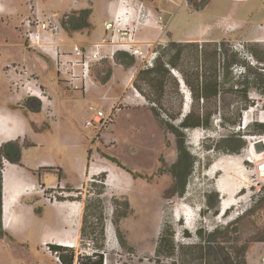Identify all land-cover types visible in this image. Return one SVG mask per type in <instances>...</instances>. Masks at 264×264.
Instances as JSON below:
<instances>
[{
  "label": "rangeland",
  "instance_id": "374dc122",
  "mask_svg": "<svg viewBox=\"0 0 264 264\" xmlns=\"http://www.w3.org/2000/svg\"><path fill=\"white\" fill-rule=\"evenodd\" d=\"M83 12L89 22L87 27L79 30L63 27L66 15L79 17ZM224 16L230 18L220 20ZM124 21L128 22V35L122 39L119 27ZM107 22H113L116 28L107 31ZM261 24H264V0H0V107L19 112L28 123L25 135L17 138L21 144L27 142L21 147L20 166L51 164L63 169L68 179L74 177L78 160H83L86 169V177L77 181L79 195L71 200L81 203L77 231L71 227V232L78 235V246L61 252L65 258L72 253L73 264H78L80 256L94 257L102 227L104 264H153L161 234L172 233V240L178 246L198 244L199 230L203 236L215 229L224 231L227 224L242 216L230 226V235L239 237L240 244H247L248 264L264 262V175L256 172V161L244 160L245 148L250 143L247 135H264L255 125L260 122L258 114L264 112V68H260L264 63L254 54L256 51L264 58ZM33 32L48 38L31 43L28 35ZM103 40L114 44L130 42L141 54L116 51L134 59L130 66L119 63L116 53L113 59L92 60L84 78L76 60L86 59L94 44ZM176 41L215 42L220 53L218 75L223 73L222 66L229 64L235 81L250 82L247 96L253 102L236 110L234 105L240 93H230L227 80L220 91L224 100L220 102L218 94L208 103L217 111L211 128L178 127L186 93L180 90L171 69L183 79L180 69L193 71L197 55L200 64L208 66L213 46L204 45L202 53L187 46L177 68L167 65L169 74L164 78L162 90L155 89L143 70L172 57L175 48L172 42ZM42 43L48 49L38 47ZM236 43L243 46L236 49ZM75 45L82 50L80 55L72 51ZM66 68L71 71L64 75L62 71ZM28 86L35 91L32 95L27 92ZM132 87L145 101L134 97ZM186 89L189 90L187 86ZM157 96L161 97L159 102L150 99ZM191 105L190 102L189 109ZM251 106L256 110L246 128L241 123L233 128L221 126L219 108L228 117L240 113L242 122L247 112L244 111ZM93 108L102 110L109 118L97 126L84 127V122L93 117ZM175 132L184 139L194 160L182 188L170 172L177 159ZM232 133L238 134L220 141ZM195 135L200 136L196 141ZM259 140L264 143V139ZM240 141L243 147L237 153L212 151L215 143L221 148L235 147ZM231 156H241L242 161L234 163L229 159ZM221 158H228L235 168L234 187H240L241 193L236 199L243 197L222 216L223 200L215 184L223 178L224 171H210L212 163ZM1 161L2 172L11 168L5 158ZM102 166L108 171L101 172ZM244 174L248 177L245 186ZM112 179L117 188L109 185ZM41 180L47 185L54 184L58 175L45 170ZM32 183L28 182L27 187L33 189ZM70 184L66 185L67 191L74 189ZM37 193L36 198L30 194L24 196L26 203L35 204L36 199L40 202L34 205L35 212L23 217V228L13 235L3 227L1 191L0 219L4 234L0 236V264H61L57 258L60 253L47 251L42 244L52 241L46 232L50 231L47 224L53 223V216L49 208H44L50 206L46 196ZM25 201L15 206L18 220ZM180 205L188 215H184L186 219L176 220L172 210ZM214 209L217 214L213 213ZM187 216L192 218L191 223ZM109 223L114 231L111 242L106 236ZM182 254L174 259L161 257L160 264H181Z\"/></svg>",
  "mask_w": 264,
  "mask_h": 264
},
{
  "label": "trees",
  "instance_id": "16d2710c",
  "mask_svg": "<svg viewBox=\"0 0 264 264\" xmlns=\"http://www.w3.org/2000/svg\"><path fill=\"white\" fill-rule=\"evenodd\" d=\"M73 22L72 28L77 29L81 27H87L89 25L87 15L83 12L78 18L73 17L71 19ZM76 21V25L74 24ZM174 47V54L166 62H161L153 65L151 68L143 70L149 79L148 83L155 89L162 90L164 86V78L169 74L167 65L177 68L179 66V61L182 57L187 46H192L196 51L202 53L204 45H212L213 47L209 51L208 56V66H203L200 64V57L197 55V65L193 71L190 73L184 69H180L183 74V81L189 89L190 92V102L191 108L183 114L180 118L178 127L181 129H196V128H211L212 119L215 118L216 109H212V106L208 103H211L213 99H216L218 94H220L221 88L229 80L228 90L230 93L237 94L239 101L234 105L236 110H240L247 105L251 104L253 101L247 96V88L250 82L248 81H239L234 80V77L231 76L229 71L230 65L224 64L222 66L223 73L218 75V64H219V51L215 42H199V41H176L172 42ZM213 43V44H210ZM256 58L259 62L264 63V58L257 54L254 51ZM116 57L119 60V63L124 65H133L134 59L128 54L118 52ZM236 64H241L240 61H233ZM261 69L264 67H260ZM140 73V72H139ZM231 76V77H230ZM258 78H255V81ZM254 84L258 85V82ZM247 86V87H246ZM153 101L159 102L161 97L157 96L150 98ZM224 99H221V94L219 95V101L221 102ZM201 101V104H200ZM190 107V106H189ZM173 118V117H171ZM218 118L220 124L223 127H235L240 126V113L234 117H228L225 113L219 108ZM255 125L262 131H264V123L256 122ZM176 146L178 149V156L175 163L172 164L170 168L171 174L177 180L176 183H181L180 188L183 187V184L190 174V168L193 164V158L189 155L186 150V145L184 144V139L180 138V134H176ZM235 134L232 133L231 136L223 137L220 141H226L228 138H232ZM27 142L21 144L19 139L3 142L0 145V217H1V191H2V158H5L7 162L15 165H21V147L25 146ZM243 147V143L240 141L235 147H220L218 143L212 145V151L216 150V153H219L221 150L229 153H237ZM221 148V149H220ZM182 191H180V194ZM210 194V193H209ZM214 214H217V209L212 210ZM242 216H239L233 223L227 224L224 228V231H218L217 229L210 232L207 236H203L202 231L199 230L198 234L200 240L198 244L190 245H175L172 240V233L166 234L163 233L160 235L155 252L156 258L153 260V264H160V258H173L182 252L181 264H190L191 261L196 260L197 264H248L247 262V251L248 246L246 243H239L240 239L237 236L230 235V226ZM104 228H100L101 239L97 245V252H95L94 257L89 255L80 256L78 259V264H104V241L102 240V235ZM187 234V233H183ZM2 235V226L0 219V236ZM189 236V235H187ZM203 238V240H202ZM123 241V239H122ZM124 243V241H123ZM54 249L59 247L54 246ZM181 250V251H180ZM180 251V252H179ZM195 256H194V255ZM190 256L189 261L187 260ZM74 255L72 253L68 258H65L62 253L59 254V260L62 264H73ZM192 259V260H191ZM173 264V263H171Z\"/></svg>",
  "mask_w": 264,
  "mask_h": 264
},
{
  "label": "bare ground",
  "instance_id": "6f19581e",
  "mask_svg": "<svg viewBox=\"0 0 264 264\" xmlns=\"http://www.w3.org/2000/svg\"><path fill=\"white\" fill-rule=\"evenodd\" d=\"M182 88L184 90H182ZM182 88H181L182 93H186L185 94L186 97L184 98V103H183V107H184L183 113H185L189 110L190 101H189V98H187L188 97L187 94H190V92H189V90L187 91L184 82H183ZM134 97L137 98L138 95L134 94ZM255 110H256V108L251 106V109H248L247 112L245 113V117H244V122L246 124V126L244 125L245 128L249 125V123L252 122V120H253L252 117H253ZM257 119L260 122H264V112L258 114ZM15 133L16 132H11V130L9 128H7V127L4 128L0 124V137L8 139V140H13L14 138H12V137L15 135ZM247 136L250 137V143H249L250 148L247 149L246 154H247V156H251L252 158H254V161H256V164H257L258 174H260V176H262V175H264V172L259 171L258 166L261 164H264V153L256 151L255 146L252 147L254 141L257 140V137L253 136V135L252 136L247 135ZM197 138H200V136H198V135L193 136V139L195 141L197 140ZM227 159L221 158L220 160H216L212 163V165L210 167V171L214 172V173L218 172V171L223 173V171H224L223 178L219 181V183L215 184V188L221 194V200H223L220 202V205H221L220 216H222L224 214V212L227 211L232 205L239 203L243 199V197L240 200L236 199V195L241 194L239 191L240 187H238L237 185H236L237 187L236 186L234 187V184H235L234 182L237 179V174L235 173V168H233V166H231V164L229 163V161ZM229 159H232L234 163H240L242 161L241 156H238V157H232L231 156V158H229ZM244 160H243V165H244ZM102 167H104V168H102ZM102 167H100V168H102V169H100L101 172L108 171V169L105 168V166H102ZM253 169H254V167H253ZM252 170H250V171H252ZM254 171H255V169H254ZM248 173L250 174V172H248ZM2 174H3V180H2V182H3L2 183V189H3L2 210H3V213L2 214H3V219H4L3 226L6 229H13L16 226V219L17 218L15 219L13 214H12V207L16 201L17 196L19 195V193L17 194V191H18L17 189L19 188V186L21 184L18 183V180L15 177V175H13L10 167L6 168L4 170V172H2ZM242 181H243V185H244V183L248 182V177L246 174H244V178L242 179ZM115 182L116 181L112 179V181L109 183V185H112L114 188H117L118 185H116ZM18 184H19V186H18ZM30 187L32 188V186H30ZM31 188L26 187L25 191L23 190V192L31 193L32 191H29V189H31ZM225 196H228V199H225ZM66 203H68V202H66ZM70 203H72V204H61L60 206L65 208L67 211L73 213L74 217L72 218V220H69V224L72 227H74V230H76L75 228H77L79 225V219H80V215H81V207L79 206L78 202H76V203L70 202ZM184 209L185 208L182 205L174 208L172 210L173 217L176 220H179V219L183 218L184 215H188L187 213L186 214L184 213V211H183ZM187 217L191 223L192 218L189 216H187ZM68 235H69V233H68ZM71 235L72 236L70 238H68V239L62 238V239H59L58 242H60V244L67 246V247H77L78 246V235H76L75 231ZM106 236H107V241H109V242H111L114 238V231H113V227H112L111 223H109V225L106 228Z\"/></svg>",
  "mask_w": 264,
  "mask_h": 264
},
{
  "label": "crops",
  "instance_id": "0c3cea01",
  "mask_svg": "<svg viewBox=\"0 0 264 264\" xmlns=\"http://www.w3.org/2000/svg\"><path fill=\"white\" fill-rule=\"evenodd\" d=\"M229 16H224L221 19H229ZM234 19V18H233ZM218 19V21H220ZM260 32H263L261 29H259ZM264 35V33H262ZM0 124L4 127V128H9L11 130V132H16L15 135L12 138H19L25 135V133L27 132V126L28 123L27 121L24 119L23 116L20 115L19 112H15L12 111L10 109H6L3 107H0ZM8 141V139L2 138L0 137V143L6 142ZM83 160L80 159L77 161V163L75 164L76 167V171L78 173L79 179H82L85 176V166L83 165L84 162H82ZM82 162V163H81ZM11 166V171L12 173H14V175H16V178L18 180V183H20L21 185L19 186V188L17 189V194L19 193V195L16 198L15 203L13 204L12 207V214L14 216V218L16 219V211H15V206L16 204H20L21 202L25 201L24 196L32 194V193H25L23 192V190L25 191V188L27 187V183L31 182L34 180V178L31 176L30 172L28 169H38L39 166H30L29 168L24 167V166H20V165H14V164H9ZM32 185V184H31ZM2 195H3V189H2ZM2 200H3V196H2ZM3 202V201H2ZM62 203H56L52 206H47L45 208H49L52 212V216H53V223L48 225V227H50V231L46 232L49 233L51 235V240L57 242L59 239H65V238H70L73 234V232L71 233L72 230V226L69 224V219H72L73 213L67 211L65 208L61 207ZM3 205V203H2ZM25 208L19 209V211H23L21 213V220L16 219V226L13 229H6L10 232L16 233L17 231H19V229L23 228L24 225V221H23V217L26 216L27 214L32 213V206L29 202L26 203V201L24 202ZM3 212V210H2ZM18 220V221H17ZM4 221V219H3ZM67 226H69L70 228H67ZM69 233V235H68ZM64 235V236H63ZM67 236V237H66Z\"/></svg>",
  "mask_w": 264,
  "mask_h": 264
},
{
  "label": "built area",
  "instance_id": "2783aa9c",
  "mask_svg": "<svg viewBox=\"0 0 264 264\" xmlns=\"http://www.w3.org/2000/svg\"><path fill=\"white\" fill-rule=\"evenodd\" d=\"M127 23L128 22L124 21L123 26L119 27L120 30L122 29L120 31V33L122 35V37H121L122 39H125L126 38V35H128L127 28H126ZM44 27H46L45 24H44ZM115 28L116 27H115V24L113 22H107V23H105V29L107 31H113ZM259 28L264 33V24H261L259 26ZM28 37H29L28 39H29V41L31 43H36V44L38 43L39 40H45V39L48 38V36H46V35L45 36L39 35L38 32L30 33L28 35ZM127 37L130 38L131 37V34H129V36H127ZM45 44L46 43L38 44L39 45L38 47H40L42 50L48 49L47 45H45ZM132 46L133 45L130 42L129 43L114 44V43H107V42H105L103 40L102 42H97L96 44H94V50L91 51L90 54H88V57L86 59L85 58H84V60L81 59V58L80 59H77L76 60V64H78L79 66H81L82 71H83L82 72V75L85 78L86 75L88 74L89 65H90V62L92 60L101 61L105 57H110L111 59H113V56L115 55V53H116L117 50H124V51L130 53L131 55L141 54V51L138 48H132ZM238 46L239 47L240 46L242 47L243 45L241 43H236L234 45V48L237 49ZM72 51L75 52L77 55H80L82 53V50L80 49V47L78 45H75L74 48L72 49ZM150 66H152L151 63H150ZM70 71L71 70L69 68H66L65 70L62 71V73L64 75H66V74H70ZM171 72L178 78V82L180 84V90H181V88L183 87V82H184L183 79H182V77L177 76L176 75V72L173 69H171ZM72 77L74 78V73L72 74ZM72 77H71V79H73ZM132 89H133L134 94H137L138 95L137 98H140L142 101H145L144 96H142V94L136 88L132 87ZM27 92H29L32 95L35 91L34 90H30V86H28ZM40 95H41V93H40ZM249 109H251V107H249ZM93 110H94L93 111L94 112L93 117L90 120H86L84 122V127H89V126H93V125L94 126L95 125L97 126V124H102V123H104V122H106L108 120L109 116L107 114H105L102 110H97L95 108H93ZM247 110H245L244 113ZM243 116H244V114H243ZM255 136L257 137V140L264 139V135H255ZM248 146L246 147V150L248 148H250V146L249 147ZM245 160L253 163L254 158H252L251 156H247ZM258 168H259V171H263L264 172V164L259 165ZM256 172L258 173L257 168H256ZM46 199L47 200H50V198L48 196L46 197ZM53 200L55 201V198H53ZM59 203H66V202H59ZM242 212L243 211H241V213ZM43 246H44V248L46 250H48L47 244L43 243ZM53 253L57 255V252H53ZM57 258H59V257H57ZM261 264H264V262L261 263Z\"/></svg>",
  "mask_w": 264,
  "mask_h": 264
},
{
  "label": "flooded vegetation",
  "instance_id": "af4514ba",
  "mask_svg": "<svg viewBox=\"0 0 264 264\" xmlns=\"http://www.w3.org/2000/svg\"><path fill=\"white\" fill-rule=\"evenodd\" d=\"M73 17L78 18L75 15H70L69 17H68V15H66L64 17L65 19L63 21V27L65 29H67L68 26H69L68 28H70L72 30H79L80 29V28H77V29H73L72 28L73 22L71 21V19ZM75 23H76V21H75ZM28 24L30 25V21L29 20H28ZM36 97L37 96H34V98H36ZM37 98L38 99H41L39 97H37ZM186 150L188 151V147H186ZM177 156H178V149H177ZM28 170H29L31 176L34 178V180L31 181V182H33L32 184L34 185L33 186V189H32L33 190V193L30 194L31 196H33V197L37 196L36 195V194H38L37 192L41 193V196L42 197L44 195L46 197L48 196L50 198V200H48V202L50 203L49 204L50 206L56 204L57 202L58 203L59 202H68V203H62V204H72L70 202H74V203L77 202L75 200L71 201L72 198H77L78 195H79L78 192H77V190H79V187L77 185V183H78L77 181H79L80 179H79L78 173L76 171V167H74V177L71 178V179L65 178V172H64L63 169H61L60 167L52 166L51 164L41 165V166H39L38 169H35V170L34 169H28ZM45 170L55 171L57 173V175H58V181L56 183H54V184H49V185L43 183L42 180H41V177H42V174L44 173ZM60 170L62 171L61 173L59 172ZM34 182L36 184H34ZM70 183H73V184H70ZM69 184L72 185V187L74 188L71 191H67L66 190V185H69ZM53 198H55V201L53 200ZM38 202H40V201L36 199L35 200V204H31L30 203L31 206H32V213L35 212L34 211V205H36ZM47 206L48 205H45L44 208L47 207ZM50 224H52V223H50ZM50 224H47V226L50 225ZM10 233H12L13 235H15V233H13V232H10ZM3 234H4V232L2 231V235ZM43 243L47 244V246H48V250L47 251L57 252V254L60 253V252H63L64 250H68V248L69 249L76 248V247H67V246H64V245L60 244V242H58V241L57 242H55V241H46V242H42V244ZM54 246L59 247V248L54 249L53 248ZM60 263H61V261H60Z\"/></svg>",
  "mask_w": 264,
  "mask_h": 264
},
{
  "label": "water",
  "instance_id": "95a60500",
  "mask_svg": "<svg viewBox=\"0 0 264 264\" xmlns=\"http://www.w3.org/2000/svg\"><path fill=\"white\" fill-rule=\"evenodd\" d=\"M185 94V93H184ZM185 96V95H184ZM185 98V97H184ZM188 98H189V100L191 99L190 98V94H188ZM255 143V148H256V151H258V152H260V151H262V150H264V143L263 142H261V141H259V140H256V141H254ZM2 180H3V174H2ZM3 183V182H2ZM220 211H221V209H220ZM3 215V214H2Z\"/></svg>",
  "mask_w": 264,
  "mask_h": 264
},
{
  "label": "clouds",
  "instance_id": "9594fccd",
  "mask_svg": "<svg viewBox=\"0 0 264 264\" xmlns=\"http://www.w3.org/2000/svg\"><path fill=\"white\" fill-rule=\"evenodd\" d=\"M188 96V95H187ZM185 97V96H184Z\"/></svg>",
  "mask_w": 264,
  "mask_h": 264
}]
</instances>
